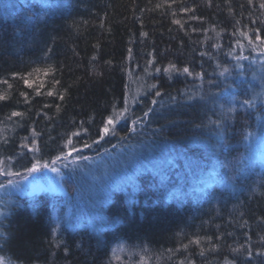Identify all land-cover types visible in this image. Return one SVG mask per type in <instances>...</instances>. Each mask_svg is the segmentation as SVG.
Instances as JSON below:
<instances>
[{
  "label": "trees",
  "instance_id": "obj_1",
  "mask_svg": "<svg viewBox=\"0 0 264 264\" xmlns=\"http://www.w3.org/2000/svg\"><path fill=\"white\" fill-rule=\"evenodd\" d=\"M262 3L0 0V160L59 168L92 202L119 178L95 203L99 225L57 232L65 201L21 197L0 174V264H264ZM69 137L79 151L56 161Z\"/></svg>",
  "mask_w": 264,
  "mask_h": 264
},
{
  "label": "rangeland",
  "instance_id": "obj_2",
  "mask_svg": "<svg viewBox=\"0 0 264 264\" xmlns=\"http://www.w3.org/2000/svg\"><path fill=\"white\" fill-rule=\"evenodd\" d=\"M263 60H259V63H262ZM225 72L223 71L222 74ZM113 161L112 158L101 159L96 158L91 160L89 163L92 164L94 167L98 169H104V165H109L110 162ZM12 161L4 162V160H0V168H4L7 171L13 172V173H20V175H14L11 176H4L2 174V177H5L8 180H12V184L10 185L9 191L14 192L16 194H20L21 197L25 196L28 198H31L40 194V193H47V194H54L57 197H54L55 201L61 199L62 201H65L66 209L64 211L63 215H58L57 210L56 214L54 216V228L55 230H58L66 227L69 230H75L78 228L86 227L88 229H92L93 226L99 225V220L96 218L95 213V203H98L101 201L103 204H107L108 200L104 199V196L109 193L111 186H106V182H115L117 179L119 182L118 176H116L115 169L113 170V173L109 174V178L106 177L101 182H97V188L94 190L93 188L89 191L91 194L94 192L93 197L96 199L95 202L89 201V200H83L84 198L81 196V192L77 190L74 191L72 194H68L66 191V188L64 186V183L62 182V179L65 175L59 174V172H62L59 168H56L57 171L54 172L50 168H45L43 165L39 167V172L41 175H36V173L27 174L28 172L21 171L22 165L18 164L19 169H15L12 166ZM67 169L69 170L67 174L71 178L74 179L73 175H76V167L73 165H68ZM79 178L82 179V182H89V179L91 181L93 180L92 174L90 175L89 171H78ZM42 176V177H41ZM131 176V175H129ZM1 177V178H2ZM11 177V178H9ZM106 179V180H105ZM128 182H124L123 184H126L125 186L128 187L131 182H133V177L127 178ZM78 183V182H77ZM121 184V183H120ZM117 190H120L122 188L121 186H117ZM104 189V190H103ZM124 189V188H122ZM106 197V196H105ZM59 202H57L58 204ZM99 205V204H98ZM94 214V215H93ZM92 215V216H91ZM112 251V260L113 262H118L122 258H124V255L126 254V245L124 241H118L117 243H114L111 246Z\"/></svg>",
  "mask_w": 264,
  "mask_h": 264
},
{
  "label": "snow or ice",
  "instance_id": "obj_3",
  "mask_svg": "<svg viewBox=\"0 0 264 264\" xmlns=\"http://www.w3.org/2000/svg\"><path fill=\"white\" fill-rule=\"evenodd\" d=\"M261 7H264V3L261 4ZM175 23H179V21H175ZM257 40H260V36H257L256 37ZM249 43H251V41H249ZM261 44H264V40L261 41ZM170 67L172 68H175V65H171ZM157 71H160L159 69H157ZM165 71H167V69H165ZM183 72L185 74H188V75H191L192 73L190 72L189 68L188 67H185L183 68ZM25 84H28L29 87H31V85L28 83L27 80H25ZM53 93L51 91L48 92V95H52ZM22 95H24L22 93ZM156 95L159 96L160 95V92H156ZM5 99V97L3 96H0V100H3ZM61 99H63V97H61ZM153 104L156 103L155 100L152 101ZM243 105H247L249 107H252V102L250 100H244L243 101ZM233 109H229V111H232ZM127 109L125 108L124 109V112H126ZM151 111V110H149ZM124 112H119V113H116L115 116L116 118L114 119L112 116L108 117L105 124H104V127L101 129V132L103 133V135H101L100 139H103L104 136L108 135L109 132H110V127L109 126H112V128H115L116 124L118 123L119 119L124 115ZM12 116H21L22 113H19V112H12L11 114ZM149 115V112H145L144 113V116H148ZM137 123V121H131V127H130V131H134V125ZM35 135V133H34ZM80 133L79 132H73L72 133V136H79ZM94 143H99V140H96V141H93ZM35 143V141H33V144ZM90 145H88L87 143L84 144V147H89ZM24 147H27V145H24ZM65 147L68 148V151L67 152H62L60 155H57L56 156V161H60V160H68L69 157H72L73 153H76L79 151L78 148H76V146L73 144V140L71 139V137H69L66 141V144H65ZM81 159H87V157H80ZM56 161H53V164H55ZM40 167V162L37 161L36 163L32 164V166L30 168H26L25 171L28 172L29 174L33 173V172H36L38 171ZM43 167L47 168L48 165L47 164H44ZM52 171H57V169L55 167H52L51 169ZM0 174H4V175H8V176H13V175H20V173L16 172V173H13V172H10V171H7L6 169L4 168H0ZM12 180H8V184H12ZM5 185L4 184H0V188H4ZM196 243H199V241H195Z\"/></svg>",
  "mask_w": 264,
  "mask_h": 264
},
{
  "label": "bare ground",
  "instance_id": "obj_4",
  "mask_svg": "<svg viewBox=\"0 0 264 264\" xmlns=\"http://www.w3.org/2000/svg\"><path fill=\"white\" fill-rule=\"evenodd\" d=\"M59 211V210H58Z\"/></svg>",
  "mask_w": 264,
  "mask_h": 264
}]
</instances>
